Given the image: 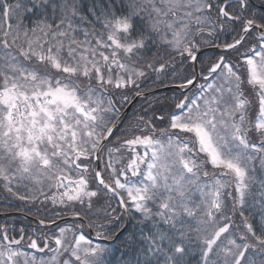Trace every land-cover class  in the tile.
I'll return each mask as SVG.
<instances>
[{
	"label": "snow or ice",
	"instance_id": "snow-or-ice-1",
	"mask_svg": "<svg viewBox=\"0 0 264 264\" xmlns=\"http://www.w3.org/2000/svg\"><path fill=\"white\" fill-rule=\"evenodd\" d=\"M0 191L45 217L0 264H264V0H0Z\"/></svg>",
	"mask_w": 264,
	"mask_h": 264
},
{
	"label": "trees",
	"instance_id": "trees-1",
	"mask_svg": "<svg viewBox=\"0 0 264 264\" xmlns=\"http://www.w3.org/2000/svg\"><path fill=\"white\" fill-rule=\"evenodd\" d=\"M150 83H152L151 79L149 81H147V85H150ZM158 94H160V95H158L157 97L161 96V99H149V98H147V101L145 99L139 101L138 106L133 107V109H131V111L128 113V115L121 122L123 124L120 125L119 128L116 130V136H120L121 130L124 129L125 127H128L129 123L131 121L135 120L136 116L144 114L142 111V108H148L149 107L148 102H151V107L156 110L157 115L160 114V109L170 111L171 110L170 106L173 103V100L170 99L172 97L167 95V93H165L164 96H162L163 93H158ZM124 105H126V103L123 104V106ZM122 108L123 107H121V109ZM151 114H152L151 111H149V115H151ZM121 139H123V137H121ZM113 204L115 206V201H113ZM0 210H1V208H0ZM49 215H51V213H49ZM136 215L138 216L139 214H136ZM40 217L42 219H45L44 216H40ZM23 219L26 221L25 218H23ZM20 220H22V219H20L19 217H11V218L5 219L3 222H0V231H3V229L7 228L9 235L16 236L17 238H19L20 229L25 227L24 229L29 234H31V232L26 229V227H31V225L26 224V222H29V221L21 222ZM75 222L78 224L80 223L78 221H75ZM42 229L44 230L45 228H42ZM136 231H137V226H136L135 220L128 219L127 231L124 233V236H122L121 239H124L125 237L129 236L131 233L136 232ZM110 246L113 247V254L111 257L108 258L109 261L111 262V264H118V261L130 260V259H133L135 256L134 251H129L128 249L123 248L121 245H119L118 242L115 244H112ZM190 259L192 260V264H196V260L198 259V256L190 257Z\"/></svg>",
	"mask_w": 264,
	"mask_h": 264
},
{
	"label": "rangeland",
	"instance_id": "rangeland-1",
	"mask_svg": "<svg viewBox=\"0 0 264 264\" xmlns=\"http://www.w3.org/2000/svg\"><path fill=\"white\" fill-rule=\"evenodd\" d=\"M197 39H199V38H197ZM208 47H210V45H207V44H205L204 45V47L202 48L203 50H207V48ZM220 52V51H219ZM219 52H216V51H214V52H212V54H208V56L207 57H214V56H217V55H219ZM176 62H177V64L179 63V57H176ZM152 74H151V72H149V76H151ZM150 80V79H149ZM148 80V81H149ZM150 85H152V83H150ZM149 85V86H150ZM167 87V89H165ZM171 88H173V85H169V86H160L159 84H157L156 86H154V87H151V88H146V91H148V90H151V89H162V91H165V90H167V92H162L163 93V95L162 96H164V94L165 93H167V95H171V94H173L172 92L171 93H169V90H173V89H171ZM153 91H155V90H151L150 91V93L151 92H153ZM131 94V96H134V94L133 93H130ZM158 95H160V94H156V95H153V96H151L149 99H161V96H159V97H157ZM130 98V97H129ZM143 100V99H142ZM141 101V100H140ZM129 103H127V105H128ZM134 106H138V101H136L135 102V104H134ZM111 146V145H110ZM138 151H141L142 152V149H138ZM106 159H107V157L105 156V161H106ZM37 206V205H36ZM39 206V205H38ZM37 206V207H38ZM50 206V205H49ZM52 206H50L49 208H51ZM68 213H70V211H66L64 214H68Z\"/></svg>",
	"mask_w": 264,
	"mask_h": 264
},
{
	"label": "water",
	"instance_id": "water-1",
	"mask_svg": "<svg viewBox=\"0 0 264 264\" xmlns=\"http://www.w3.org/2000/svg\"><path fill=\"white\" fill-rule=\"evenodd\" d=\"M176 88V87H175ZM166 89V88H165ZM159 90H162V89H157V90H155V91H153V92H151V93H148V95H150V94H152V93H154V92H156V91H159ZM138 98H140V97H137V98H134L132 101H131V103L128 105V107L125 109V111H124V113H126L127 111H128V109H129V107L138 99ZM75 217H73V216H70V217H68V218H66L65 220H70V219H74Z\"/></svg>",
	"mask_w": 264,
	"mask_h": 264
},
{
	"label": "bare ground",
	"instance_id": "bare-ground-1",
	"mask_svg": "<svg viewBox=\"0 0 264 264\" xmlns=\"http://www.w3.org/2000/svg\"><path fill=\"white\" fill-rule=\"evenodd\" d=\"M170 92L173 93L174 97L178 96L179 95V92L176 91V90H170ZM135 120L131 121V122H134ZM123 123H121L120 125H122Z\"/></svg>",
	"mask_w": 264,
	"mask_h": 264
}]
</instances>
